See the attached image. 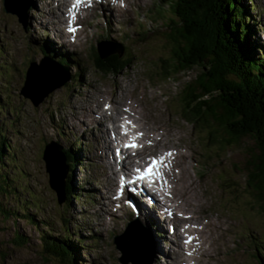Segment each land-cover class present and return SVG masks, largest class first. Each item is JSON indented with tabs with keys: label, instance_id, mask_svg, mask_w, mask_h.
Masks as SVG:
<instances>
[{
	"label": "rangeland",
	"instance_id": "1",
	"mask_svg": "<svg viewBox=\"0 0 264 264\" xmlns=\"http://www.w3.org/2000/svg\"><path fill=\"white\" fill-rule=\"evenodd\" d=\"M158 1L131 0L126 7L117 6V11L112 6L105 14L103 12L107 9L97 6L92 19L84 20L75 43L56 48L54 42L59 44L57 39H62L58 31L61 30L64 36L60 25L65 18H58V13H64L62 6H57L54 0H31V4L30 0H9L10 8L20 15L18 20L4 12L3 0H0V131L10 148L6 152L9 165L5 160L4 170L0 173L1 177H6L4 182L0 179V207L9 212L8 218L0 213V264H57L44 253L40 236L46 232L49 237H62L63 228L71 235L69 240L76 247L75 264H133L130 262L132 259L138 263L131 249H127L124 259L113 241L115 235L125 230L129 211L122 207H107L106 210L108 201L103 200L111 189V182L107 179L110 151L104 147L108 139L102 132L106 131L97 125L98 117H94L97 116L94 109L96 112L99 108L96 106L105 100L104 104L116 114L123 113L124 102H134L130 110L138 111L134 117L139 119L136 125L148 140L158 139L155 153L161 152L159 148L162 147L168 150L175 148L176 152L186 153L190 159L186 167L189 176L183 174L180 160L174 171L176 181L173 191L174 200L177 201L174 204L187 218L185 210H189L204 225L213 220L220 227L216 231L205 230L213 236L205 247L207 250H204L209 253L196 254L199 263L195 264H257L256 250L260 257H264V218L258 211L255 199L245 190L244 176L236 169L243 168L244 150L233 147L219 152L207 146L204 133L195 130L194 125L178 112L176 98L181 86L194 78L195 71L170 81H163L160 77L159 60H165V54L159 49L160 38L154 37L151 23L154 19L151 11L156 4L160 5ZM244 5L254 24L255 35L250 39L251 44L264 49V0H246ZM148 31L151 34H143ZM104 40L118 45H103L102 57L123 50L122 58L125 54L130 58V65L121 75L104 74L95 68L93 53ZM43 43L48 44L51 52L66 55L71 60L70 78L67 81L61 78L60 83L44 95H32L33 101L21 89L29 65L34 63L36 68H40L45 60L40 54ZM259 56L263 58L261 52ZM55 67L67 77L64 69ZM49 79L52 82L53 75ZM33 86L34 83L26 92L30 94ZM49 143L60 148L70 147L75 154V167L69 174V177H73L74 190L70 203L62 202L65 169L57 147L49 150L48 157L53 185L59 190L61 202H57V196L50 188V175L42 159L44 148ZM97 145H100V151ZM244 146L249 147L247 141ZM7 170L22 172L20 182L15 177L12 183V176L5 173ZM179 175L183 177L180 182ZM186 178L194 182L192 190L196 191L190 195L191 198L184 197L179 191ZM16 187H20L19 191L16 190L19 197L5 199L1 191L8 193L9 189L11 192V188ZM176 195L181 198L178 199ZM18 204L25 210L30 209L28 213L18 209ZM38 205L36 211L31 209ZM26 214L33 216V220H25ZM148 214L151 218V210ZM137 219L139 223L143 221L142 216ZM163 224L169 228L168 219ZM147 230V244L153 245L152 256L156 258L151 264L170 263V255L180 252L172 249L173 238L165 234L163 246L166 250L171 246V249L164 255L155 252L159 249L156 242H159L160 236L154 240L152 232L156 226L152 221L147 223ZM218 231L222 240L220 246ZM198 234H201L199 229ZM17 235L24 239V246L14 245L13 240ZM142 244L146 246L143 241ZM146 250L151 253L147 247ZM160 254L162 257H159ZM183 258L185 260L179 256V259L187 262L186 255ZM175 259L174 264H177L178 257ZM139 264H142L141 261Z\"/></svg>",
	"mask_w": 264,
	"mask_h": 264
},
{
	"label": "trees",
	"instance_id": "2",
	"mask_svg": "<svg viewBox=\"0 0 264 264\" xmlns=\"http://www.w3.org/2000/svg\"><path fill=\"white\" fill-rule=\"evenodd\" d=\"M245 1L159 0L160 5L152 8L154 19L151 23L154 37L160 38L159 49L165 54V60H159L162 80L170 81L196 72L194 78L181 86L176 98L178 112L194 125L195 130L204 133L207 146L219 152L233 147L244 150L243 168L236 169L244 176L245 190L255 199L264 218V49L251 44L254 24ZM146 33L150 32H143ZM40 53L45 57L52 55L43 47H40ZM53 57L61 64L71 66L66 55ZM93 58L95 68L104 74L121 75L130 65L126 54L123 58L115 54L102 59L94 51ZM4 140L5 135L0 131V173L4 170L5 160L9 165L6 152L10 148ZM246 141L249 147L244 146ZM71 152L62 151L65 169L67 167L62 202L66 203L74 198L73 177L69 174L75 167V154ZM5 173L12 176V183L15 177L20 182L22 172L7 170ZM0 179L4 182L6 177L0 176ZM11 189L8 193L1 191L5 199L19 197L16 190L20 187ZM18 206L26 213L30 210ZM38 208L39 205L31 209L36 211ZM0 213L9 217V212L1 207ZM24 219L31 221L33 216L26 214ZM63 230L59 238L49 237L46 232L41 235L42 248L57 264H75L76 247L69 240L71 235L65 228ZM13 243L17 247L26 244L19 235ZM256 254L257 264H264V257H260L257 250Z\"/></svg>",
	"mask_w": 264,
	"mask_h": 264
},
{
	"label": "bare ground",
	"instance_id": "3",
	"mask_svg": "<svg viewBox=\"0 0 264 264\" xmlns=\"http://www.w3.org/2000/svg\"><path fill=\"white\" fill-rule=\"evenodd\" d=\"M117 7H115V9H116ZM117 11H118V8L116 9ZM55 12V11H54ZM55 14H56V12H55ZM19 17H20V15H19ZM101 51H102V49H101ZM51 75H53V78H54V80L51 82V80L49 79V78H51ZM29 76H33L34 77V80H33V82L32 83H34V86H33V88L31 89V92H30V94H27L29 97H31V99H33L34 100V98H33V96L32 95H44L45 93H47L48 91H50V89H52L53 87H55L56 85H58V83L60 82V79L61 78H63L64 79V77L65 76H63V74L62 73H60L58 70H57V68L54 66V65H52V63L50 62V61H47V60H45L44 62H42V64L40 65V68H35V67H31V72H30V74H29ZM41 76V77H40ZM111 100V99H110ZM112 101V100H111ZM110 102V101H109ZM111 103H113V102H111ZM114 104V103H113ZM129 110H130V108H129ZM91 112V111H90ZM96 115V114H95ZM94 117H97V116H94ZM134 117H136V116H134ZM95 121V120H94ZM96 122V121H95ZM97 125L99 126V128H104V126H103V124H102V121L99 119V118H97ZM105 129V128H104ZM154 137V136H153ZM152 139V138H151ZM157 141H158V139H157V137L153 140V142H154V144H152V145H150L149 146V148H154V147H156V145H157ZM104 147H107V149L109 150V145H108V141H105L104 142ZM174 151H176V149L175 148H172ZM177 149H179V148H177ZM181 149V148H180ZM110 151V150H109ZM108 153V152H107ZM186 154V153H185ZM185 154H178V157L176 158V163H175V165L177 166V163H178V161L180 160V162H181V165H182V167H183V174H185L186 176L188 175L189 176V169H187L186 167H187V164L189 163V158H188V156L187 155H185ZM108 157H109V155H108ZM107 157V158H108ZM124 157L125 158H129V156H127V155H124ZM182 159H181V158ZM45 161V160H44ZM45 164H46V169H47V172H48V174L50 175V184H53V175H52V172H51V169H50V163H49V160L46 158V161H45ZM189 165V164H188ZM53 171V170H52ZM173 174L174 173H169L168 171H163V173L161 174V180H163L164 182H168V180H170V183H171V181H172V179H173ZM176 176V175H175ZM166 177L168 178V179H166ZM183 179V177H181L180 175L178 176V181L180 182L181 180ZM187 179V178H186ZM192 179V178H191ZM190 179V180H191ZM193 181V180H192ZM192 181H189L188 179L187 180H185V182H184V180H183V184L182 185H184V186H182V187H180V189H179V191L181 190V192H182V194H183V196L185 197H189V198H191L190 197V195H194V192L196 191H194V190H192V187H193V185H194V182H192ZM175 184V183H174ZM180 186V185H179ZM175 189V188H174ZM176 190V189H175ZM108 191V190H107ZM177 191H178V189H177ZM57 192L59 193V191L57 190ZM109 193V192H108ZM174 193H175V191H174ZM177 193H179V192H177ZM176 197H178L177 195H176ZM194 197V196H193ZM192 197V198H193ZM165 198H167L166 196H165ZM181 197H178V199H180ZM183 200H185V198L183 199ZM187 200V199H186ZM196 200V199H195ZM176 201V200H175ZM179 201V200H178ZM194 201V200H193ZM176 203H177V201H176ZM182 203V202H181ZM197 203V202H196ZM199 203V202H198ZM192 204V203H191ZM155 205L160 209V211H162V207H161V205H159L157 202L155 203ZM182 205V204H181ZM190 205V204H189ZM194 205V204H193ZM184 206V205H183ZM194 207V206H193ZM189 208V207H188ZM171 209H175V207L173 206V207H171ZM178 209H179V207H178ZM184 209V208H183ZM182 209V210H183ZM192 209V208H191ZM156 209H154L153 210V215H154V218H157V216H156ZM183 213V212H182ZM185 213V212H184ZM187 213V215H188V219H189V222H190V226L193 228V229H195L197 232H198V229L201 231V234H200V236H199V240L200 241H202V238H203V235H205V233L203 232V230L204 229H206L203 225L205 224V223H202L199 219H196L195 218V216H194V214H192L191 212H189V210L186 212ZM185 215V214H184ZM142 217L144 218V221H146V216L145 215H142ZM159 217V221L158 220H154V224H155V226H156V230L155 231H153L152 232V235L154 236L153 238H154V240H155V238L157 237V236H160V239H159V242L157 241L156 242V248L158 249L157 251L155 250V252H159V253H163L164 255H167V253L170 251V249H171V246H170V249H168V250H166L165 248H164V246H163V241L165 240V238L166 237H164L165 236V234L167 233L166 232V230L164 229V224H163V219L161 218V216H158ZM175 218H178L177 216H175ZM180 220L181 221H183L184 219L183 218H180ZM211 220V219H210ZM160 222V223H159ZM153 225V224H152ZM206 226L210 229V230H214V229H220V227H217V225L215 224V222L213 221V220H211L210 221V223H206ZM141 229V227L139 226V225H132L131 227H130V230H129V232L130 233H132L133 231H138V230H140ZM158 229V230H157ZM173 230H174V228H173ZM207 231V230H206ZM209 233H211V231L209 232ZM213 233V232H212ZM138 234H141V233H137V235H133L134 237H133V239L135 240H139V242H142L143 241V243H146V237L144 236V237H138ZM168 234V233H167ZM173 234H175V231H173ZM146 235H147V232H146ZM162 235V236H161ZM176 235V234H175ZM177 236V235H176ZM210 238V237H209ZM209 239H207V237H205V242H207ZM154 242V241H153ZM161 242V243H160ZM205 242H202L201 244H199V245H197V246H195L194 248H193V251H196L194 254H195V256H196V254H201V255H204L203 253H202V250H201V248H203L204 247V243ZM129 248H131V252H133V257H135V258H137V259H139L140 261H141V263H145L147 260H148V262L150 261V259L152 258V261L154 262V260H156V258H154V256H152L151 255V253H150V255H149V253L147 252V250H146V246L145 245H143V244H140L139 243V245H138V247L137 248H135L133 245H131V247H129ZM173 249H175V248H173ZM192 251V252H193ZM204 251V250H203ZM175 252V251H174ZM174 252H173V254H174ZM191 252V253H192ZM205 252V254L206 255H208V253H207V251H204ZM148 255V256H147ZM209 255H211V254H209ZM143 256H145V257H143ZM179 256V255H178ZM178 256H176L175 254L172 256V255H170V259H171V262L170 263H166V264H174V262H175V257H178ZM195 256H194V258H193V261H195L196 263L198 262L197 260H196V258H195ZM159 257H162V255L160 254L159 255ZM184 257V256H183ZM182 259V258H181ZM181 259H179V260H181ZM168 259L166 258V260L165 261H167ZM183 260H185L184 258H183ZM187 261V260H186ZM132 262H133V264H137L133 259H132ZM199 263V262H198ZM185 264H187V262L185 263Z\"/></svg>",
	"mask_w": 264,
	"mask_h": 264
},
{
	"label": "water",
	"instance_id": "4",
	"mask_svg": "<svg viewBox=\"0 0 264 264\" xmlns=\"http://www.w3.org/2000/svg\"><path fill=\"white\" fill-rule=\"evenodd\" d=\"M3 6H4V9H5V12L10 13V14H12V13L16 14V12H15L14 10L10 9L9 0H3ZM99 54H100V56H101V51H99ZM101 58L104 59V57H102V56H101ZM30 72H31V70L28 69V71H27V75H26V82H25V86H26V87L22 90V91H23V94H24L25 96H28L26 90H27V84H28V82H29V80H30V76H29ZM28 77H29V78H28ZM67 80H68V79H65V81H67ZM47 151H48V147H46V149H45V151H44V157H43V159H44L45 161H46L45 158H47V159L49 160V157H48V155H47V154L49 153V151H48V152H47ZM49 185H50L51 189L53 188V190L56 192L58 200H60V198H59V194H58V192H57V188H56L53 184H49ZM58 191H59V190H58ZM61 192H62V196H63V186H62V188H61Z\"/></svg>",
	"mask_w": 264,
	"mask_h": 264
},
{
	"label": "snow or ice",
	"instance_id": "5",
	"mask_svg": "<svg viewBox=\"0 0 264 264\" xmlns=\"http://www.w3.org/2000/svg\"><path fill=\"white\" fill-rule=\"evenodd\" d=\"M70 24H71V21H70ZM69 31H75V29L70 26L69 27ZM126 146L127 147H132V148L137 147V145L134 142L133 143H130V144L126 145ZM117 154H119V151L117 152ZM169 155H171V153H169ZM159 163L160 162H158L156 160H153L152 165L146 170L145 174L140 175L138 177V179H145V177L147 175H152L153 174V169L156 168ZM120 183H121V189H120L118 195H122L123 194V186H124V180H123V178H121ZM188 242H190V240Z\"/></svg>",
	"mask_w": 264,
	"mask_h": 264
}]
</instances>
